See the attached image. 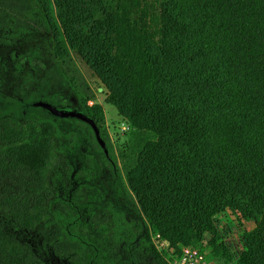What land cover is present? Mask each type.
<instances>
[{"label": "trees", "instance_id": "trees-1", "mask_svg": "<svg viewBox=\"0 0 264 264\" xmlns=\"http://www.w3.org/2000/svg\"><path fill=\"white\" fill-rule=\"evenodd\" d=\"M50 1L53 51L80 57L136 137L124 178L149 232L171 255L205 240L199 249L218 264H264V0ZM83 105L99 128L101 105ZM31 131L6 154L2 174L20 184L0 192L15 216L47 152L46 132ZM225 209L251 223L235 252L213 237ZM76 249L86 264H100L94 247Z\"/></svg>", "mask_w": 264, "mask_h": 264}, {"label": "rangeland", "instance_id": "rangeland-1", "mask_svg": "<svg viewBox=\"0 0 264 264\" xmlns=\"http://www.w3.org/2000/svg\"><path fill=\"white\" fill-rule=\"evenodd\" d=\"M51 12L50 0H0V121L17 131L8 135L0 123V192L5 184L20 185L2 179L10 169L6 154L11 148L29 141L31 130L48 137L46 155L27 183L31 196L24 214H8V207L0 205V264H86L78 244L94 247L100 264H116L118 258L169 264L171 250L165 241L155 247L124 178L134 162L136 137L104 101L103 85L80 57L73 50L55 54ZM37 97L70 106L99 103L98 132L107 156L84 122L15 109L18 100ZM213 223V237L233 252L243 243L242 231L251 227L228 209ZM197 245L205 246V240Z\"/></svg>", "mask_w": 264, "mask_h": 264}, {"label": "built area", "instance_id": "built-area-1", "mask_svg": "<svg viewBox=\"0 0 264 264\" xmlns=\"http://www.w3.org/2000/svg\"><path fill=\"white\" fill-rule=\"evenodd\" d=\"M152 237L156 240L154 245L157 248L162 245L163 239H161L158 233H153ZM169 264H218L217 261L202 252L196 245H181L179 252L175 255H171Z\"/></svg>", "mask_w": 264, "mask_h": 264}, {"label": "water", "instance_id": "water-1", "mask_svg": "<svg viewBox=\"0 0 264 264\" xmlns=\"http://www.w3.org/2000/svg\"><path fill=\"white\" fill-rule=\"evenodd\" d=\"M33 104L39 105V106L45 108V110L53 116L74 117V118H78V119L84 121L85 123H87L90 126V128L92 129L95 141L97 142V144L100 147V149L102 150V152L106 155L107 150H106L104 141L99 135L98 127L96 126V124L94 123L93 119L90 116H88L87 114H85L82 111L75 109V108H58V107H55L45 100H36V101H33Z\"/></svg>", "mask_w": 264, "mask_h": 264}, {"label": "flooded vegetation", "instance_id": "flooded-vegetation-1", "mask_svg": "<svg viewBox=\"0 0 264 264\" xmlns=\"http://www.w3.org/2000/svg\"><path fill=\"white\" fill-rule=\"evenodd\" d=\"M36 100H45V101H47V102H49L51 105H53V106H55V107H58V108H75V109H78V110H80V111H82L83 113H85L84 112V110H83V106L84 105H77V106H70V105H60V104H58V103H52V101L49 99V98H47V97H41V98H39V97H37V98H35V99H20V100H18L20 103H25L26 101H27V103H29V104H31V105H34L33 104V101H36ZM17 101V102H18ZM2 102H4L2 105H6V99L5 100H3ZM34 106H38V107H40L41 109H43L44 110V112L45 113H47V114H49L46 110H45V108H43V107H41V106H39V105H34ZM21 111H24V109H22ZM86 114V113H85ZM49 115H51V114H49ZM53 116V115H52ZM89 116V115H88ZM64 118H73V119H77V120H79V121H81V122H84V121H82V120H80V119H78V118H74V117H64ZM85 123V122H84ZM86 125H88L87 123H85ZM89 126V125H88ZM90 127V126H89ZM91 129V128H90ZM91 131H92V129H91ZM92 134H93V132H92ZM93 138H94V136H93ZM97 143V142H96ZM98 145V144H97ZM105 155V154H104ZM105 156H107V154L105 155Z\"/></svg>", "mask_w": 264, "mask_h": 264}]
</instances>
